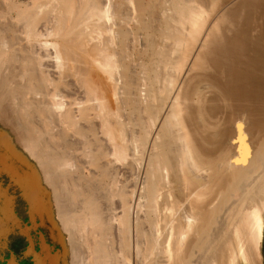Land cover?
Returning <instances> with one entry per match:
<instances>
[{"label":"bare ground","instance_id":"obj_1","mask_svg":"<svg viewBox=\"0 0 264 264\" xmlns=\"http://www.w3.org/2000/svg\"><path fill=\"white\" fill-rule=\"evenodd\" d=\"M80 1H81V3L79 2L80 4L78 3L79 4L78 6L83 7L85 2H83V0H80ZM167 1H169V0H167ZM191 1L192 0H190L189 2H191ZM197 2L198 1L196 0V3ZM203 2H206V7L208 6L207 9L203 10L204 8H201V7L199 9L198 5H200V4L192 5L189 3V4H187L188 6L186 5V7L183 8V11L178 13L179 17L177 19H176V16H174L175 19L172 18L171 21H168V26H167L168 29H165V31H167L166 33H167L169 38H172V39L177 38L178 39V44H177L178 49H176V50H178V55L177 56L175 55L176 59L173 61V59H174L173 58L172 63L167 58L162 60V62H159L158 69L156 70V72H157L156 82L158 83V86H159V87H157L156 91L158 89H159V91H164V89H166V88L169 89L168 90V97L166 98L165 104L162 105V107H161V110L158 114V118L160 117V118L164 119V122L166 123V126L168 128V131L170 132L169 133L170 136L167 138L168 139L167 141H166V139H165V141H163L161 151L160 152L157 151L155 153L156 157L151 160V164L153 165L151 168V170H152L151 173H152L153 179L151 178L152 182H151L150 197H151L153 205L155 207L154 211H155V213L157 212L156 213L157 216H155L157 218L156 220H159V221L157 224L154 225L155 228H152L153 233L154 232L155 233L153 234L152 238H149V244L151 243L153 245L152 250L155 251L154 253L156 255V261L155 260L154 261L156 262V264H252V263H258L259 264L261 261V257H262L261 241L263 238V230H264V0H219V3L216 4L217 5L216 8L215 7L213 8L214 0H204ZM167 3L169 4V2H167ZM185 3H187V2H185ZM75 5H77V3ZM151 5H153V4H151ZM127 6L131 7V5H127ZM85 7L87 8L88 6H85ZM73 8H75V6H73ZM73 8L71 7V9L68 11V13L64 15V18L62 17V19H64V25L62 26V28L54 29L52 31V35H54L55 37L56 36L62 37V36H65L66 34L70 35V29L69 28H70V26H72L71 24L74 25V23H75L74 21H76V19L78 17H80V15L78 14L79 11L76 12L77 9L76 8L73 9ZM86 8H84V9H86ZM103 10H106V9H104V7H103ZM103 10H102V12H103ZM108 10H110V8ZM129 10H131V9L129 8ZM90 11H92V15H93L91 18L92 19L95 18L98 21H99V19H102L103 16L107 17L105 15L110 14V12H108V11H107L108 12L107 14H105L106 12L105 13H100V12L98 13L97 12L100 15V17L99 16L97 17L96 16L97 13L94 12V8L91 9ZM159 11L160 10H158L157 12H159ZM167 11L169 12V10H167ZM153 12L154 11H152L151 13H153ZM161 12L162 11H160V13ZM164 13H161L160 15H162V14L164 15ZM170 14H172V13L170 12ZM61 16H63V15H61ZM88 16L90 17V14ZM153 16H150V17H153ZM171 16H173V15H171ZM205 16L208 17V19H209V21H207V22H209L208 24H205L206 23L204 21ZM89 17H88V19H89ZM155 18H157V17H155ZM165 18L163 17L164 20H165ZM168 18H169V16H168ZM79 19H81V17ZM110 19H111V17L109 16L107 22H109ZM158 19H157V21H158ZM174 20H176V21H174ZM61 22L63 24V21H61ZM79 22H80V20H79ZM103 22L105 23V21H103ZM164 22H166V21H164ZM53 23H54V21H53ZM82 23H84V21ZM82 23H80V24H82ZM94 23H92V24H94ZM153 23L154 22H152V24L150 23L151 25L150 24H147V25L155 27ZM56 24H58V23H56ZM89 24L90 23H87L85 21L84 25L82 27H80V29L78 30V32H79L78 36L79 37L76 39V40H78L77 43H79V44L82 43L81 39L84 37V35H86V33H88L87 30H88ZM99 24L101 25L102 23H99ZM53 25H55V24H53ZM157 25H158V23H157ZM158 26H160V25H158ZM76 27H78V26H76ZM102 27H103V25H102ZM48 29L49 28H47V31H48ZM93 29L95 32L96 29L95 28H93ZM157 29H159V28H157ZM91 31H93V30L91 29ZM106 31H105V33H110L109 30H108V32H106ZM153 31L154 30H152L151 32H153ZM1 32H2V30H1ZM160 32H161V29H160ZM50 33H51V31H50ZM95 33H99V32H95ZM159 34H161V33H159ZM92 35H93V33H92ZM67 37H68V39H66V37H62V40H64V42H62L61 52H63L64 55L63 54L62 55L64 57L62 58V56H61L60 52L57 50V48L54 47V45H52L54 47L53 48L54 49V59L53 60L55 61L56 64L53 63L54 61H52V60H51L52 62L51 61H49V62H51V64L53 63V65L54 64L55 65H61V64L65 65L66 64L67 67H71V69H73L74 65L76 63H79L78 61L81 58V60H82L81 63L83 62V65H82L83 68L81 66L80 67L83 69V71L80 70L79 66H76V67H79L80 72H78V73L80 74L82 72L81 74L83 75V76L81 75L80 79H81L82 83L89 90H96V84L94 83V77L91 76V74L95 72V73H103V75H107V74L110 75V74H112L111 71L114 68L111 69V64L109 62H107L108 63L107 65L106 64H104V65L99 64L95 59L89 57V55L85 49L83 50L84 54L82 56L78 55V51L76 52V50L80 47V45L76 46L74 44L76 40H74V42H73L72 37L75 38V36H67ZM95 37H97V35ZM91 39L92 38L90 37V40ZM177 39H176V41H177ZM195 40H197V41H195ZM99 41H100V38H99ZM148 41L149 40H147V42ZM156 41H155V43H156ZM176 41H174V42H176ZM88 43H90V41ZM35 44H37V43H35ZM39 44H41V42ZM47 44L48 43H46V45ZM73 44L75 47H77L76 49H74V47L71 46ZM82 44H81V46H82ZM153 44H154V42H153ZM156 44H158V43H156ZM169 44L170 43H168V45ZM171 44H174V46H175V43L172 42ZM49 45H51V44H48V47H49ZM0 46H2V45H0ZM166 46L167 45H165L164 47H166ZM174 46H173V48H174ZM189 46H191V47H189ZM36 47H38V46H36ZM42 47L43 46L41 45L40 48H42ZM156 47H157V45H154L155 49H156ZM164 47H163V49H165ZM187 47H189V48H187ZM38 48H37V50H38L37 53L39 52ZM50 48H51V46H50ZM155 49H154V51H155ZM160 49H162V48L160 47ZM33 50H34V48H33ZM166 50L168 51L169 47ZM41 51H40V53H41ZM43 51H44V49H43ZM171 51H172V49H171ZM35 52H36V49H35ZM52 52L53 51H51L49 53L47 51V53H49V54H51ZM79 52H81V54H82V51H79ZM157 52H158V49H157ZM169 53L171 54V52H169ZM100 54H104V53H100ZM34 56H36V55H34ZM158 56H160V53H159V55H157V57ZM41 57H44V56L42 55ZM99 57H101V55ZM13 58L15 59L16 57H13ZM47 58H49V57H47ZM109 60L110 59H108V61ZM14 61H16V60H14ZM44 63H46V62H44ZM44 63H43V65H45ZM5 65L6 64H4V67H6ZM17 65H18V63L15 66L13 64L11 66H14V68H15ZM43 65H42V67H43ZM155 66L157 67V64ZM112 67H113V63H112ZM6 68H4V70ZM11 70H9V71L11 72ZM57 70H58V67H57ZM60 70H61V67H60ZM67 70H69V68ZM116 70L117 69H115V71ZM2 71H3V69L1 70V74H2ZM69 71H71V70H69ZM73 71H77V68H76V70L74 69ZM16 72H18V71H16ZM65 72H66V70H65ZM18 73H20V72H18ZM3 75L6 76L4 73H3ZM8 75H10V73ZM16 75H17V73H16ZM4 76H3V78H4ZM69 76H70V73H69ZM10 77H13V76L7 77V80ZM14 77H16V76H14ZM73 77H76V76L73 75ZM77 77H78V75H77ZM102 77L104 78V76H102ZM68 78H70V77H68ZM132 78H133V76H132ZM67 80L69 81V79H67ZM106 80H107V78H106ZM112 80L114 82V79H112ZM17 81H16V84H17ZM61 81H62V79H61ZM70 81H72V80H70ZM81 81L79 82V80H78L80 85H81ZM63 82H64V80H63ZM113 82H111V83H113ZM74 83H76V82H74ZM74 83L72 82V84H74ZM113 84H111V85H113ZM5 85L6 84H4V86ZM18 85H19V83H18ZM21 85H23V82ZM84 85L82 87H84ZM111 85H110V87L112 88ZM26 86L27 85H25V87ZM99 86H100V84H99ZM114 87H115V85H114ZM113 88L111 90H113ZM197 89H201V90L209 93V95L205 96V97H203L204 93L199 94V96L203 97L200 100V103H201L200 105L203 108V112L205 115L217 119L219 117V115L221 114V112L226 110V112L223 113V115H221L219 117L220 126H219V129L217 130L218 133L216 134V136L214 135V136L210 137L208 135V133L203 134L202 130L201 131H199L200 129L198 130V127L196 124L197 122L195 123V121L197 120L195 113H194L195 112L194 111L195 106L193 105V103H191L190 100L192 99V97H191L192 93L194 94L195 90H197ZM13 90H14V88L12 89V91ZM114 90H115V88H114ZM70 91H71V89H70ZM86 92H84V93H86ZM113 92L114 91H111V93H113ZM6 93H4L5 97L4 98L2 97L3 99L6 98ZM87 94H88V92H87ZM13 95H15V94H13ZM102 95H104V94H102ZM28 96H29V94H28ZM9 97H10V95L8 96V99H10ZM55 97H57V96H55ZM55 97H54V99H55ZM161 97H162V95H161ZM136 98H137V96H136ZM1 99H0V129H2V130H0V135L3 137L6 136L7 138H8V136H10L11 137L10 139L12 140L14 149L17 148L16 150L18 152L20 151L24 154L25 152L22 149V147H24L25 145L23 144L24 142H23V139L21 136L23 133L15 134V133L20 132V131L14 132V129L17 127L16 125L18 123V122L17 123L15 122V121H17V119L13 121V119H15V118L12 119V117L4 116L5 115L3 113L4 111L2 112V108H1ZM13 100H15V99H13ZM7 101H6V103H7ZM87 101H85V102H87ZM60 102H61V99H60ZM87 104H88V102H87ZM83 105H85V104H83ZM138 105H139V103H138ZM4 106H6V105H4ZM76 107H74V108H76ZM8 108H11V107L9 106ZM56 108H58L57 110H60L59 106L58 107L56 106ZM135 108H136V105H135ZM223 108H226V109H223ZM97 109L98 108H96V110ZM140 109H141V107H140ZM60 111H62V110H60ZM136 111H138V110H136ZM200 111H202V109ZM8 113H10V112H8ZM75 113H76V111H75ZM152 113H154V112H152ZM10 114H12V113H10ZM13 115H15V114H13ZM76 116L77 115H74L75 118H76ZM70 117L73 118L72 115H70ZM183 121L188 122L187 124H189V126L192 128V130L190 129L188 133L186 131L187 129L183 125L184 124ZM189 121L191 122V124L189 123ZM28 122H29V120H28ZM65 125H66V123H65ZM81 126H82V124H81ZM75 127H78V126H75ZM109 128H110V126H109ZM21 131H22V129H21ZM112 131L114 132L115 130H112ZM173 131H177V133L174 134ZM1 132H3V133H1ZM155 133H156L155 128H153V127L147 128L146 127L145 128V134L147 135V138H148L147 141H152ZM113 134L114 133H112V132L110 133L112 138L114 137ZM117 134L119 135V133H117ZM134 134H136V133H134ZM72 135H74V134H72ZM108 135L109 134H107L105 137H107ZM174 135H176V136H174ZM73 137H71V138H73ZM88 137H89V135H88ZM117 137L118 136H116V139H117ZM173 137L176 139V141H175V139L173 140ZM75 141H76V139H75ZM127 141H128V139H127ZM190 141H191V145H190ZM81 142H82V140H81ZM81 142H79V143H81ZM143 144H145V143H143ZM61 145H62V143H61ZM149 145H147V146L149 147ZM205 145L213 146V148L211 150L210 149L208 150L206 147H204ZM78 147H79V145H78ZM145 148H146V146H145ZM223 148L230 149L229 155L227 156V159H225L222 162L224 165L221 164V162H220L218 165H216L217 167L215 169L213 168L215 175L217 176V178H216L217 181L214 180V181L210 182L211 181L210 180L208 182L210 184L208 185L206 183L207 184L206 187L204 186L206 188V193L211 194L209 197L206 198L204 196V194L202 193V191L199 190V188L197 189V188L193 187V185L191 184L192 182L189 180L188 175L186 174L187 173L186 169H188L193 176L201 177L204 179L208 178L209 174L213 170H212V168L208 169L206 167V165L203 162H201L199 159L204 160L205 158H214L215 155H217V152H219ZM61 149H62V147H61ZM149 149H150V151H151V149L154 150L152 147H150ZM146 150H148V149L146 148ZM107 151L109 153L110 148ZM111 152H113V151H111ZM112 154H114V153H112ZM139 154H140V152H139ZM115 155L117 156V153H115ZM86 156H89V155L87 154ZM108 156H110V153ZM31 157H30V160H31ZM126 157H127V155H126ZM225 157L226 156L224 155V158ZM85 159L89 163L90 159L87 160L88 157H86ZM251 160H253L251 167L246 168ZM69 162L71 164V161H69ZM114 163H115V161H114ZM144 163H145V161H144ZM101 164H103V163H101ZM71 165H73V164H71ZM139 165L141 166V163ZM142 166H144V165L142 164ZM144 167H143V169H144ZM69 169H70V166H69ZM236 169H237V171H232V170H236ZM125 173H127V172H125ZM215 175H213V176H215ZM130 177H132V179L134 178L133 175ZM72 178H75L74 175ZM139 178H140V176H139ZM139 178H138V180H139ZM121 179L122 178H120V180ZM126 179H124V180L127 181ZM58 180H60V179H58ZM136 181H137V178H136ZM54 182H55V180H54ZM117 182H118V184H121L119 181H117ZM75 185L77 186V184H75ZM117 186H119V185H117ZM138 186H137V188H138ZM224 186H228V189H230V187H231V189L228 193H226L224 191V189H225ZM82 187H84V186H82ZM92 188H94V187L92 186ZM107 188H108V185H107ZM131 188H129V189H131ZM53 189L56 190V188H53ZM117 189H119V188H116V191H117ZM143 191H145V190H143ZM82 192H84V191H82ZM132 192H135V191H132ZM218 193L225 195L224 199H223V203L225 202L226 205H222V204L218 203V204L212 206V202H214V200L217 201V194ZM135 194L136 193H134V195ZM82 195H83V193H82ZM90 196H91L90 201H89L90 205H91L90 209H89V205L88 206L86 205L84 207L83 211L78 210L80 212V214H78V215H69V213H70L69 209H66L65 206H62V205L60 207L59 215H57L58 219H55V220H58V223L60 225H63L64 229H66L67 231L71 230L74 233L79 234V236L82 240L81 241L82 245H79V243H75V244L71 245L67 239L68 233L65 234L62 227L60 228L59 231L55 230L57 233V240L59 241V243L62 246V256H65L66 253L68 252V258L70 259L69 264H112L111 258L108 260L109 262H106L103 260V257H102L103 254H102V250H101V242L107 241L108 246L110 248H112V243H113L112 231L114 229H117L118 233H122V229L124 230V223L125 224L128 223L126 221V217H128L129 214H128V216L127 215L125 216V214L123 213L122 216H119L115 212L114 214L107 213V215H106V214H104V209H103V206L105 204L103 203L104 205L102 206L100 204L101 202H98L97 196L95 194V190H93V194L91 193ZM101 196L103 197V195H101ZM98 197H100V195ZM116 197H118V196H116ZM144 197H145V195H144ZM60 198H62V197H60ZM113 198L115 199V197H113ZM131 198H133V197H131ZM139 199H141V198H139ZM145 199H146V197H145ZM118 200H119V198H118ZM75 202H77V201H75ZM132 202H134V201H132ZM78 203H81V201L79 202V200H78L77 204ZM115 204H114V206H116ZM41 205H42V207L40 208V210L38 209V212L41 214L40 217L42 215H44V219L48 221L49 230L52 231L51 225L53 223L55 213L53 214L51 211L48 212L43 207V202H41ZM75 206H78V205L75 204ZM110 206H111V203H110ZM130 206H132V205H130ZM209 206L210 207L212 206V208L208 209ZM117 207L120 208L119 206H116V208ZM140 207L142 208V206H140ZM79 208H80V206H79ZM218 210H223V212L218 214L217 213ZM118 213H119V211H118ZM130 214L132 215V213H130ZM166 215H168L170 218V225L168 227L169 229H167L168 230L167 236L162 237L161 236L162 233L160 231V228L157 226H159L160 221ZM206 215H209L208 217H210V219H211V225L207 226L204 229V231L197 232L198 226L200 224L199 218H201L202 216H206ZM131 229H133V228H131ZM154 229H155V231H154ZM129 231H130V229H129ZM50 235H51V233H50ZM50 238H51V236H50ZM133 240L134 239H132L131 235H129V237H128V241H129L128 242L129 243L128 248L125 246V244L120 243L121 246L119 248L118 258H119L121 264H129L130 258L133 257L132 253H133V251H135V247L137 249L138 242H134ZM115 244H116V242H115ZM136 251H138V250H136ZM137 254H138V252H137ZM148 256H150V255H148ZM57 257H58V255H57ZM133 260H134V257H133ZM131 263H132V261H131Z\"/></svg>","mask_w":264,"mask_h":264},{"label":"rangeland","instance_id":"obj_2","mask_svg":"<svg viewBox=\"0 0 264 264\" xmlns=\"http://www.w3.org/2000/svg\"><path fill=\"white\" fill-rule=\"evenodd\" d=\"M76 1L75 0H0V41H1L0 45H2L0 46V80H1L0 90L2 89L0 91V99L2 97L4 98L5 97L4 93L7 92L6 98L1 99L2 112L4 111L3 112L5 114L4 116L12 117V119L15 118L13 119V121L17 119V121L15 122L16 123L18 122V123L17 125L15 124L17 127L14 129V132L20 131L15 134L23 133L21 136L24 142L23 144L26 147L24 146L22 147V149L25 152L24 153L25 156L26 157L29 156L27 159L33 164V167L35 168L34 171L37 172L40 184L41 186H43L42 188L45 191V201L42 200L43 207L48 212L51 211L53 214L55 213L53 224L56 227V231H59L60 228L62 227L64 233L65 234L68 233L67 239L71 245L75 243H79V245H82V242H81L82 240L79 234L74 233L71 230L67 231L66 229H64L63 225H60L58 223V220H55V219H58L57 215H59V212H60L59 210H60L61 205L65 206L66 209H69L70 211L69 215L80 214L78 210L83 211L86 205L87 206L89 205V209H90L91 207L90 202H89L91 198L90 195L91 193L93 194V190H95V194L97 196L98 202H101L100 204L102 206L105 204L103 206L104 214L106 215L107 213L114 214L115 212L119 216H122L123 213L125 214V216L126 215L128 216L129 214L128 216L129 218L126 217V221L128 223L126 224L124 223V230L122 229V233H118L117 229H114L115 231L114 230L112 231V235H113L112 248L108 246L107 241L101 242L103 260L106 262H109L108 260L111 258L112 264H121L118 258L119 248L121 246L120 243L125 244V246L128 248L129 246L128 237L129 235H131L132 239H134L133 241L138 242V247L137 249L135 247V251H133L134 254L132 253L134 260H133V257H131L129 264L131 263V261H132L131 264H156L155 262L156 255L154 253L155 251L152 250L153 245L151 243L149 244V238H152L153 234L155 233V232L153 233L152 228H155L154 225L157 224L159 221V220H156L157 218L155 216H157L156 214L157 212L155 213L154 211L155 207L150 197L151 182L153 179L152 173H151L152 172L151 168L153 165L151 164V160L156 157L155 153L157 151L159 152L161 151L163 141H165V139L167 141L168 140L167 138L170 136L169 134L170 132L168 131V128L166 126V123L164 122V119L160 117L158 118V114L161 110V107L162 105L165 104L166 98L168 97L169 89L166 88L164 89V91H159L158 89L156 91L157 87H159L158 83L156 82V76H157L156 70L158 69L159 62H162V60L167 58L172 63L176 59L175 55L176 56L178 55V50H176L178 49V45H177L178 39L176 38L177 39L176 41V39L174 38L173 39L169 38L166 33L167 31H165V29H168L167 28L168 21H171L172 18L175 19L174 16H176V19H177L179 17L178 13L183 11V8L186 7V5L189 3L192 5L200 4L198 5V7L199 9L200 7L204 8L203 10L207 9L208 6L206 7V2H203L204 0H197L199 3L198 2L196 3V0H192L191 2H189L190 0H169V1L167 0H107V1L106 0H83L85 4L83 5V7L82 6L79 7L78 5L81 3V1L80 0H76ZM166 1L169 2V4ZM76 3L77 5H75ZM218 3H219V0H214L213 8L214 7L216 8L217 7L216 4ZM127 5H131L132 8ZM73 6H75V8L78 6L76 8L77 9L76 12L79 11L78 14L80 15L81 19H79L80 17H78L76 21H74L75 22L74 25L71 24L72 26H70L69 28L70 35L66 34L65 36H62V37H66V39H68L67 36H75V38L72 37L73 42H74V40H76L79 37L78 30L80 29V27L84 25L85 21L87 23H90L88 26V30H87L89 34L86 33V35H84V37L81 39L83 44L79 41L82 44V46L81 44L77 43L78 40H76L74 43L76 46L80 45L81 47L80 48L78 46L79 50L77 49L76 52L78 51V55L82 56L84 54L83 50L85 49L89 57L95 59L99 64L107 65L108 64L107 62H109L111 64V69L114 68L112 69L111 71L112 74L110 75L109 74L103 75V73H95V72L92 73L91 72L92 73L91 76L94 77V83L96 84V90H89L82 83L80 79L82 72L80 74L78 73L80 72L79 67L81 66L83 68L82 66L83 62L81 63L82 61L81 58L78 61L79 63H76L74 65L73 69H71V67H67L66 64L65 65L64 64L55 65L56 63L53 60L54 59V49H53L54 47H56L57 50L60 52L62 58L64 57L63 52H61V48H62L61 46L64 40H62V37H58V36L55 37L54 35H52V31L56 28H62V26L64 25V19H62V17L64 18V15L67 14L68 11L71 9V7L73 8ZM85 6H88L87 7L88 9ZM103 7L106 10H103ZM93 8H94L95 13L97 12L105 13L106 12L105 14H107L108 12H110V14L105 15L107 17L103 16L102 19H99V21L95 18L92 19L91 17L93 15H92V11L90 10ZM109 8L110 10H108ZM129 8L131 10H129ZM158 10L162 11L161 13L165 12L164 15L163 14L160 15L161 13L160 11L157 12ZM167 10H169V12ZM150 11L151 12L154 11L153 12L154 14L151 13ZM170 12L172 14H170ZM88 13L90 14V17L88 16L89 15ZM98 13L96 14V16L100 17ZM60 14L63 16H61ZM109 16L111 17L110 21L112 23L110 21L107 22ZM150 16H153V17H150ZM163 17L164 18L166 17L165 20L163 19ZM78 19L80 20V22ZM61 21H63V24ZM83 21L84 23H82ZM103 21H105V23ZM204 21L206 22L205 24H208L209 23L207 22L209 21L208 17L205 16ZM152 22H154L153 24L156 28L150 26ZM99 23H102V24L100 25ZM157 23L160 26H158ZM147 24H150V25H147ZM102 25L104 28L102 27ZM47 28H49L48 31H47ZM90 28L93 31H91ZM93 28L96 29L95 32H99V33H95ZM107 29L109 30L110 33H105ZM160 29H161V32H160ZM108 30L106 32H108ZM152 30H154L153 31L154 33L151 32ZM158 32L161 34H159ZM94 35L95 36L97 35V37H95ZM90 37L92 38L91 40H90ZM99 38H100V41H99ZM147 40L149 41L147 42ZM173 40L176 41L177 43L174 42ZM89 41L90 43H88ZM155 41L160 46L156 44ZM40 42L41 44H39ZM172 42L175 43V46L174 44H171ZM46 43L51 44V45H49L48 47V44L46 45ZM168 43H170L171 45L170 44L168 45ZM74 44L71 46L74 47V49H76L77 47H75ZM164 44L167 45L166 46L167 48L164 47L165 46ZM35 45L38 46L39 48L36 47ZM41 45L43 46L42 48H40ZM52 45H54V47ZM154 45H157L156 49L154 48ZM172 45L174 46V48ZM162 46L165 49H163ZM160 47L164 51L160 49ZM168 47H169V50L167 51L166 49H168ZM37 48L39 49L38 53H37L38 51ZM153 48L155 49V51ZM35 49H36V52H35ZM157 49H158V52H157ZM47 51L49 53L51 51L53 52L49 54L47 53ZM79 51H82V54ZM169 52H171L172 55ZM100 53H104V54H100ZM159 53H160V56H158L159 57L158 58L157 55H159ZM41 54L44 57H41L42 56ZM100 55L101 57H99ZM13 57H16V58L14 59ZM108 59L110 60L108 61ZM51 60L54 61L53 63H55L54 64L55 66L53 65V63L51 64L52 62ZM43 61L46 62L47 64L44 63ZM17 63L18 65L14 68V66ZM43 63L45 65H43ZM112 63H113V67H112ZM4 64H6L5 66L7 68L4 67ZM12 64L14 66H11ZM156 64H157V67L155 66ZM56 66L58 67V70ZM59 66L61 67V70ZM76 66H79V67H76ZM3 67L6 69L4 70ZM81 67H80V70L83 71ZM68 68L71 71L67 70ZM76 68H77V71H73L74 69L76 70ZM2 69L4 72L2 71V74H1ZM64 69L66 70V72ZM115 69L117 70L115 71ZM9 70H11V72ZM3 73L6 76H4ZM9 73L10 75H8ZM69 73H70V76H69ZM73 75L76 77H73ZM9 76H13V77L8 78L7 80V77ZM67 76L70 78H68ZM102 76H104V78ZM132 76L134 79L132 78ZM67 79H69V81ZM112 79H114V82ZM15 80L16 81L18 80L17 84ZM78 80L79 82L81 81V85L78 82ZM22 82H23V85H21ZM72 82L73 83L76 82V83L72 84ZM111 82H113L114 84ZM4 84L6 85L4 86ZM65 84L66 85L68 84V85L66 86ZM25 85L27 86L25 87ZM83 85L84 87H82ZM110 85L112 86V88L115 85L114 87L115 90L114 88L113 90H111L112 88L110 87ZM13 88L14 90L12 91ZM197 90H195L194 94L192 93L191 95L192 99L190 98L191 103H193V105L195 106L194 113L197 118L195 123L197 122L196 124H197L198 130L199 129H200L199 131L202 130L203 134L208 133L210 137L214 135L216 136V134L218 133L217 130L219 129V126H220L219 117L223 115V113H225L226 110L222 111L217 119L205 115L203 112V108L200 105L201 104L200 100L201 98L208 96L209 93L201 89H197ZM86 91L88 92V94ZM111 91H114V92L111 93ZM200 93H204L203 97L199 96ZM9 95H10L9 97L10 99H8ZM55 96H57L59 99ZM60 99H61V102H60ZM85 101H87L88 104ZM137 102L139 103V105ZM135 105H136V108H135ZM9 106L11 108H8ZM56 106L57 107L59 106L60 110L62 111L57 110L58 108H56ZM96 108L98 109L96 110ZM201 109L202 111H200ZM223 109H226V108H223ZM70 115H72L73 118H71ZM74 115H77L76 118L74 117ZM28 120L31 124L28 122ZM183 123H184L183 124L184 127L187 129L186 130L187 133L189 132L190 129L192 130L189 124H187L188 122L183 121ZM189 123L191 124L190 121ZM75 126H78V127H75ZM146 127L147 128L153 127L156 129V133L152 141H147L148 138H147V135L145 134ZM112 130H115V131L113 132ZM110 131L114 133L113 138L110 135L111 133ZM116 132L119 133L120 136ZM173 132L174 134L177 133V131H173ZM70 134L71 135L74 134V135L71 136ZM107 134L109 135L105 137ZM116 136H118L117 139H116ZM5 137L6 136H4V138ZM8 138L10 139L11 137L8 136ZM174 139L175 138L173 137V140ZM147 145H149V147ZM190 145H191V141H190ZM145 146L148 150H146ZM150 147H152L154 150L151 149L150 151L149 149ZM204 147H206L208 150L209 149L211 150L213 148V146H207V145H205ZM109 148H110L109 153L111 157L108 156L109 153L107 150H109ZM222 150L217 152V155H215L216 158L215 157L205 158L204 160L202 159H199V160L203 162L208 169L212 168L213 170V168L215 169L217 167L216 165H218L220 162L221 164H223L222 162L225 159H227V156L229 155L230 149L223 148ZM139 152L141 155L139 154ZM115 153H117V156L115 155ZM29 154L32 157L34 156L35 158L34 157L32 158ZM87 154L90 157L86 156ZM133 154L134 155L136 154L135 155L136 157ZM224 155L226 156L225 158H224ZM30 157H31V160H30ZM86 157H88L87 160L90 159L89 163L88 161H86L85 159ZM69 161H71V164L73 165H71ZM140 163H141V166L139 165ZM252 163H253V160L249 162L246 168L251 167ZM142 164L145 167L142 166ZM69 166H70V169H69ZM232 171H237V169L232 170ZM186 172H187L186 174L188 175L189 180L192 182L191 184L193 185V187L197 189L199 188V190L202 191V193L204 194L206 198L209 197L211 194L206 193L205 187L207 184L208 185L210 184L208 183L210 180H211L210 182L214 180L217 181L216 179L217 176L215 175L214 170L209 174V177L206 179L193 176L188 169H186ZM73 175L75 178H72ZM129 175L130 176L133 175L134 178L132 179V177H130ZM120 178H122L121 179L122 181L120 180ZM136 178H137V181H136ZM58 179H60L62 182ZM124 179H126L127 181H125ZM117 181H119L121 184H118ZM75 184H77V186ZM81 185L84 187H82ZM107 185H108V188H107ZM92 186L94 188H92ZM224 187H225L224 191L226 193H228L231 189V187L230 189H228V186H224ZM53 188H56V190ZM104 188L105 189L107 188L108 190L107 189L105 190ZM116 188H119V189H117L116 191ZM132 191H135V192H132ZM134 193L136 194L134 195ZM99 195L100 197H98ZM101 195H103V197ZM224 196H225L224 194L218 193L217 201L214 200V202H212V206L218 203L222 205H226L225 202L223 203ZM113 197H115L116 200ZM78 200L79 202L81 201V203L77 204ZM110 203H111V206H110ZM75 204L78 206H75ZM114 204L116 206H119L120 208L118 207L116 208ZM79 206L81 209L79 208ZM140 206H142V208ZM212 206L211 207L209 206L208 209H211ZM222 212L223 210H218L217 213L220 214ZM130 213H132V215ZM208 216L209 215L202 216L201 218H199L200 224L198 226L197 232L204 231V229L207 226L211 225V219ZM169 225H170V218L168 215H166L160 221L159 226H157L160 228L162 237L167 236L168 234L167 229H169L168 228ZM131 228H133L134 230ZM53 255L56 256V253H53ZM61 262L62 264L70 263V259L68 258V252L66 253L65 256H62Z\"/></svg>","mask_w":264,"mask_h":264},{"label":"flooded vegetation","instance_id":"obj_3","mask_svg":"<svg viewBox=\"0 0 264 264\" xmlns=\"http://www.w3.org/2000/svg\"><path fill=\"white\" fill-rule=\"evenodd\" d=\"M43 219L44 215L36 214L35 207L21 197L9 175L0 169V264L10 259L15 264H32L37 256L47 264V254L53 253H57L56 264H62V246ZM261 250L259 264H264V230Z\"/></svg>","mask_w":264,"mask_h":264},{"label":"water","instance_id":"obj_4","mask_svg":"<svg viewBox=\"0 0 264 264\" xmlns=\"http://www.w3.org/2000/svg\"><path fill=\"white\" fill-rule=\"evenodd\" d=\"M16 149H14L10 139L0 135V169L9 175L15 187L19 190L21 197L29 204H32L35 207L36 214L40 216L38 209L40 210L42 207V200L45 201V191L40 184L37 173L34 171L33 164L27 160V157L22 152H18ZM51 227L52 232L55 233L52 236L57 239L55 225L52 223ZM46 258L47 264H56V256L53 254H47ZM4 264L15 263L10 259ZM32 264H44V260L37 256Z\"/></svg>","mask_w":264,"mask_h":264}]
</instances>
